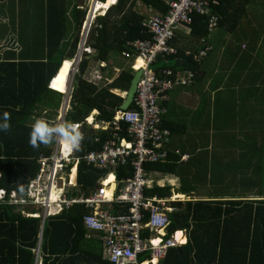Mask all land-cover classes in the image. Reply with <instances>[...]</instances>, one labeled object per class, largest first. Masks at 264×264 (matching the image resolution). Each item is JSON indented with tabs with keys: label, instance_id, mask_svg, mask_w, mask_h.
Returning <instances> with one entry per match:
<instances>
[{
	"label": "trees",
	"instance_id": "1",
	"mask_svg": "<svg viewBox=\"0 0 264 264\" xmlns=\"http://www.w3.org/2000/svg\"><path fill=\"white\" fill-rule=\"evenodd\" d=\"M217 1V5L209 7L210 15L218 17V26L225 22L226 29L234 28L230 22L221 18L228 0ZM102 2L98 4L96 14H104L116 0ZM61 3L66 4V1L62 0ZM64 4L62 6L59 3L54 10L49 6V12L61 15L62 28L51 32L56 28L48 27L50 30L44 34H37L38 45L34 58L29 60L27 52L20 51L18 56L12 53L13 58L0 62V115L8 113L10 125L6 132H0V189L9 195L12 191L23 193L27 189L29 181L39 172V156L42 153L49 156L52 151L54 141L32 147L29 144V133L32 126L30 121L34 116L39 117L40 111L48 110L50 116L57 117L63 101L61 94L67 92L73 67L71 60L77 54L78 43L81 41L87 12L75 7L68 13ZM138 4L160 16L167 12L163 0H118L116 6L105 17H98L89 30L86 48L91 53L84 51L78 62L71 109L65 117V122L81 125L83 138L76 152L77 157L101 150L109 136V132L88 126L86 120L89 118V122H92L90 116L97 111V122L112 121L124 103V99L113 92L127 93L130 88L135 74L130 67L120 68L118 77L105 87L90 83L87 74L92 61L107 63L114 57H137L134 49L127 45L128 42L150 37L141 26L144 17L137 10ZM244 12L238 13L235 27ZM66 19L69 23L68 32L65 29ZM208 20L209 16L195 14L192 17L191 34L198 36L200 41V47L193 49V53L204 48V45L208 46L205 38L212 33L207 29ZM186 52L179 50L176 56H159L155 65L158 63L161 68H171L175 72L190 69L194 73L195 82L193 67L201 61ZM173 59L178 61L174 62ZM142 63L141 59H137L136 67H141ZM155 69L157 72L158 68ZM53 79L51 91L48 87ZM134 108L132 106L130 110ZM161 126L169 129L163 119ZM178 160L176 154L169 153L165 164L148 165L146 169L163 175L173 174ZM116 174L118 181L122 182L133 176V169L130 165L117 168ZM105 175L106 172L89 168L85 162H81L77 181L86 197L100 187L99 180ZM251 190L258 192L245 199L172 202L171 206L175 210L169 215L170 225L166 227L165 238L185 230L188 240L181 246L167 250L162 264H264V171L258 180L251 182ZM144 195L163 199L170 196L171 191L167 187L153 186L145 189ZM175 198L182 197L177 195ZM21 207L28 208V205L0 204V264L36 263L41 219L22 217L20 214L24 209ZM116 207L112 212H118L116 210L119 205ZM119 211L125 213L128 207L124 206ZM89 213L85 205H76L61 216L46 221L42 233V264H111L101 258L103 241L101 243L98 239L86 237L83 220Z\"/></svg>",
	"mask_w": 264,
	"mask_h": 264
},
{
	"label": "crops",
	"instance_id": "2",
	"mask_svg": "<svg viewBox=\"0 0 264 264\" xmlns=\"http://www.w3.org/2000/svg\"><path fill=\"white\" fill-rule=\"evenodd\" d=\"M65 1L66 4L61 3L62 0H0V62L13 58L12 53L18 56L20 51L27 52L31 60L36 56L37 34H44L50 30L48 27L56 28L53 31L50 30L51 32L59 28L61 30L62 17L49 12V6L54 10L60 3L62 6L64 4L68 13L72 12L75 7L86 11L87 16L83 24L85 27L86 22H89V17L92 18L93 14L96 18L105 17L107 12L118 3L116 0L115 4L104 14H96L98 4H103L102 0H91L90 3L87 0ZM163 1L166 2V0ZM106 2L107 0L104 3ZM228 2L221 18L230 22L234 28L226 29V23L222 22L205 38L209 52L200 64L193 67L196 74L194 84L173 90L169 95V102L165 104L163 121L164 125L169 128L166 130L170 132V140L165 149L169 153L176 154L179 160L174 165L173 174L163 175L151 172V176L157 179L151 180L150 188L153 186L170 188L171 195L167 197L177 195L182 197L175 198V202L245 199L246 196L257 194V190H251V182L263 175L264 0H228ZM142 9L150 13L146 17L143 16L144 20L157 15L143 6ZM138 10L141 12L139 6ZM243 10H245L244 15L235 27L237 15ZM65 26L68 32L67 19ZM191 32V30L177 32L171 43L172 46L178 51H193L200 47L199 37L193 36ZM124 58L115 59L114 57L107 63L92 61L94 64L89 65L87 74L89 82L105 87L118 77L120 68L130 67L134 72L141 69V67H136L137 58L130 56H124ZM74 59L71 60L73 64H75ZM173 61L178 60L173 59ZM160 66L157 63L153 68L160 69ZM184 69L177 72H182ZM50 84L48 88L52 91ZM113 93L123 99L126 95L120 91ZM66 103L67 97L62 101L56 118L50 116L48 110L40 111L38 113L40 116H34L30 121L31 125L38 118H43L54 125L58 124V117L67 105L69 109L66 115L71 109L70 103L67 105ZM98 115L97 111H94L90 118L96 119ZM57 142L58 139L52 143L51 154L56 149ZM81 162L77 165L73 162L64 173L66 185L72 184L71 187H65L66 197L85 196L82 186L77 181L78 167ZM117 168L104 171L106 175L99 180L101 183L108 178L110 182H114L109 187L111 194L115 191L116 184L119 183ZM1 176L0 172V178ZM198 182L203 185L201 190L196 191ZM204 188L207 190L203 191ZM12 192L25 195L26 189L23 193ZM93 193L95 191L90 195ZM76 205L83 204H73L60 215L46 217H44L42 208L34 205H28V208L21 207L24 209L20 214L22 217L41 219L42 228L35 264H42L40 259L42 233L46 221L52 217L61 216ZM117 205L119 204H107L104 209L112 212ZM172 207L175 209L174 206ZM119 209H124V206L119 205ZM119 209L116 210L118 212L112 213H122ZM86 230L87 239L95 238L102 243L100 233ZM177 232H183L184 243H186L188 237L185 230ZM101 255L104 261L109 262L106 259L103 244Z\"/></svg>",
	"mask_w": 264,
	"mask_h": 264
},
{
	"label": "built area",
	"instance_id": "3",
	"mask_svg": "<svg viewBox=\"0 0 264 264\" xmlns=\"http://www.w3.org/2000/svg\"><path fill=\"white\" fill-rule=\"evenodd\" d=\"M165 3V15H155L141 24L150 37L127 44L134 49L136 58L143 62L142 77L132 104L135 108L117 111L109 122H97L95 118L92 122L86 120V124L90 123L94 129L109 132L102 149L77 157L75 154L80 142L76 147H69L68 154H65L62 140L58 139L52 154L39 156V172L29 182L25 195L14 192L9 195L7 191L0 190V204L34 205L43 209L44 217L59 215L73 204L85 205L91 212L84 217V226L101 234L106 259L111 264H158L164 260L167 250L183 244L178 239V232L165 238L166 227L170 225L169 215L175 210L171 203L175 199L146 197L144 191L150 188L152 182L149 179L151 172L146 167L165 164L169 158L165 146L170 140V132L161 126L165 104L169 102V95L173 90L192 85L195 76L190 70L175 72L171 68H160L156 72L153 67L157 57L176 56L179 53L171 43L177 32L190 30L193 15L209 16V33L217 28L219 19L210 15L209 7L217 5L218 1L166 0ZM96 19L93 14L85 24L87 31L83 44L84 51L89 53L91 50L86 48V38ZM208 51L209 47L204 45L197 53L187 51L186 54H193L197 61H201L205 59ZM81 57H78L76 66ZM76 72L71 82L69 78L67 92L64 94L68 104L71 101ZM53 82L54 80L50 87ZM68 109L67 105L58 117V124L64 123ZM74 126L78 131L81 125ZM82 138L80 133V139ZM81 161L98 171L130 165L133 176L117 183L111 195L109 187L114 182L106 178L101 181L95 193L88 197H66L65 187H71L72 184L66 185L64 173L73 162L77 165ZM107 204L127 206L128 211L114 214L104 209ZM140 258L143 260L139 261Z\"/></svg>",
	"mask_w": 264,
	"mask_h": 264
},
{
	"label": "clouds",
	"instance_id": "4",
	"mask_svg": "<svg viewBox=\"0 0 264 264\" xmlns=\"http://www.w3.org/2000/svg\"><path fill=\"white\" fill-rule=\"evenodd\" d=\"M65 117H64V123L55 124V125L43 118L36 119L33 122L31 126V131L29 133V144L32 147H37L39 144H48L56 139H61L68 146L76 147L82 139H80V134L76 130L74 124L65 122ZM9 127L10 125L8 123V113L5 112L2 115H0V132H6L9 129ZM80 127H78V130H80Z\"/></svg>",
	"mask_w": 264,
	"mask_h": 264
},
{
	"label": "water",
	"instance_id": "5",
	"mask_svg": "<svg viewBox=\"0 0 264 264\" xmlns=\"http://www.w3.org/2000/svg\"><path fill=\"white\" fill-rule=\"evenodd\" d=\"M78 57H81V47L78 48L77 55L74 59L75 62H77ZM142 73H143L142 69H139L138 71L135 72L133 80L130 84V88L125 95L124 103L120 108L121 111H128L131 108L137 92L138 82L142 77Z\"/></svg>",
	"mask_w": 264,
	"mask_h": 264
},
{
	"label": "rangeland",
	"instance_id": "6",
	"mask_svg": "<svg viewBox=\"0 0 264 264\" xmlns=\"http://www.w3.org/2000/svg\"><path fill=\"white\" fill-rule=\"evenodd\" d=\"M87 1H89V3H90V1L91 0H87ZM138 6H139V8H140V10H141V15L142 16H147V15H149L150 13H148V12H146V11H144L143 9H142V5L141 4H138L137 5V10H138ZM139 11V10H138ZM153 12V11H152ZM151 12V13H152ZM154 14V13H153ZM152 15V14H151ZM155 15V14H154ZM86 31H87V29H86V27H84L83 26V28H82V30H81V41H80V43H78V48H80L81 47V54H83V52H84V44H83V41H84V36H85V34H86ZM91 64V66H92V64H94L93 62H91L90 63ZM77 71V66H76V63L75 64H73V67H72V70H71V74H70V82L72 81V76H73V74L75 73ZM66 99V97H65V95H64V98H63V101ZM91 117V116H90ZM89 119V118H88ZM87 123H88V121H87ZM88 126H91L90 125V123L88 124ZM93 127V126H92ZM78 131H80V130H78ZM81 133V132H80ZM79 133V134H80ZM68 146V145H67ZM149 179L150 180H152V181H154V179H157L155 176H150L149 177ZM160 180V179H159ZM202 183L201 182H198L197 184H196V191H199V190H201V187H202ZM210 186L212 185V182L209 184ZM204 190H207L206 188H204L203 189V191ZM175 197V196H174ZM184 238V237H183ZM184 243V242H183ZM158 264H160V263H158Z\"/></svg>",
	"mask_w": 264,
	"mask_h": 264
},
{
	"label": "bare ground",
	"instance_id": "7",
	"mask_svg": "<svg viewBox=\"0 0 264 264\" xmlns=\"http://www.w3.org/2000/svg\"><path fill=\"white\" fill-rule=\"evenodd\" d=\"M142 65H143V63H142ZM62 144H63V147H64V153L68 154V150H69L70 146H67V144H65L63 140H62ZM177 236H178V239H180L182 242H184V238H183V233L182 232H178Z\"/></svg>",
	"mask_w": 264,
	"mask_h": 264
}]
</instances>
